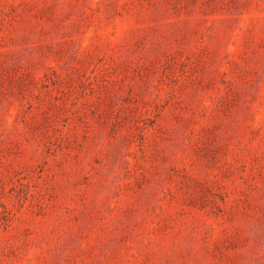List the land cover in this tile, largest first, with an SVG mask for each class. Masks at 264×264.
<instances>
[{
	"label": "rangeland",
	"instance_id": "1",
	"mask_svg": "<svg viewBox=\"0 0 264 264\" xmlns=\"http://www.w3.org/2000/svg\"><path fill=\"white\" fill-rule=\"evenodd\" d=\"M0 264H264V0H0Z\"/></svg>",
	"mask_w": 264,
	"mask_h": 264
}]
</instances>
